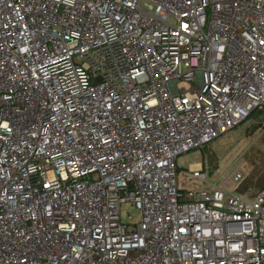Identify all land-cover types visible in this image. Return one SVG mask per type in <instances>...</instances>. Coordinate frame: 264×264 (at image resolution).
Listing matches in <instances>:
<instances>
[{
    "label": "built area",
    "instance_id": "built-area-1",
    "mask_svg": "<svg viewBox=\"0 0 264 264\" xmlns=\"http://www.w3.org/2000/svg\"><path fill=\"white\" fill-rule=\"evenodd\" d=\"M256 112L264 0H0V264H264V188L178 167Z\"/></svg>",
    "mask_w": 264,
    "mask_h": 264
},
{
    "label": "rangeland",
    "instance_id": "rangeland-1",
    "mask_svg": "<svg viewBox=\"0 0 264 264\" xmlns=\"http://www.w3.org/2000/svg\"><path fill=\"white\" fill-rule=\"evenodd\" d=\"M204 161L211 169L237 168L247 177V186L243 190L249 186L260 189V185L264 184V115L248 120L203 150L181 156L178 167L180 171L190 173L201 171ZM181 176L179 173V182ZM121 218L125 224L137 222L140 213L131 205H124Z\"/></svg>",
    "mask_w": 264,
    "mask_h": 264
},
{
    "label": "trees",
    "instance_id": "trees-1",
    "mask_svg": "<svg viewBox=\"0 0 264 264\" xmlns=\"http://www.w3.org/2000/svg\"><path fill=\"white\" fill-rule=\"evenodd\" d=\"M258 115H259V116H262L263 114H262V113H259V112H256V113L253 114L252 118L257 117ZM252 118H251V119H252ZM246 186H247V184H246ZM246 186H245V187H246ZM248 186H249V185H248ZM248 188H255V187H254V186H249ZM261 188H264V184H263V185H260V189H261Z\"/></svg>",
    "mask_w": 264,
    "mask_h": 264
}]
</instances>
